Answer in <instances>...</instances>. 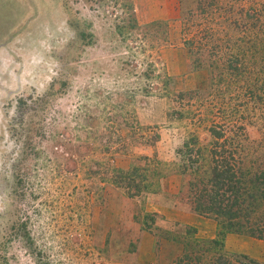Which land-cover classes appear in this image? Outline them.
I'll return each instance as SVG.
<instances>
[{
	"label": "rangeland",
	"instance_id": "374dc122",
	"mask_svg": "<svg viewBox=\"0 0 264 264\" xmlns=\"http://www.w3.org/2000/svg\"><path fill=\"white\" fill-rule=\"evenodd\" d=\"M138 2L0 0V264H128L144 232L264 264V240L220 248L174 213L190 139L223 127L264 162V0ZM147 155L161 187L130 197L113 170Z\"/></svg>",
	"mask_w": 264,
	"mask_h": 264
},
{
	"label": "trees",
	"instance_id": "16d2710c",
	"mask_svg": "<svg viewBox=\"0 0 264 264\" xmlns=\"http://www.w3.org/2000/svg\"><path fill=\"white\" fill-rule=\"evenodd\" d=\"M210 132L214 138L211 148L197 146L198 139L193 138L185 143V151H180L184 155L181 173L190 174L187 194L181 199L195 213L217 221L218 237L212 242L220 248L228 233L264 240V162L247 160L250 149L244 146L240 135L227 134L223 127H212ZM142 159L144 165L113 170V182L130 197L158 192L161 187L157 181L164 173L158 168L160 160L148 155ZM188 232L195 235L197 229L189 226ZM194 240L196 246L202 241L198 237ZM184 255L188 256V264L201 263L202 256L197 253L188 251ZM184 255L175 264L183 262ZM214 264L242 262H233L230 255L221 251ZM248 264L260 263L250 259Z\"/></svg>",
	"mask_w": 264,
	"mask_h": 264
},
{
	"label": "crops",
	"instance_id": "0c3cea01",
	"mask_svg": "<svg viewBox=\"0 0 264 264\" xmlns=\"http://www.w3.org/2000/svg\"><path fill=\"white\" fill-rule=\"evenodd\" d=\"M175 1V0H173ZM146 4L151 9V19H165L168 15V0H139V4ZM166 211V210H165ZM176 227L182 225H192L197 228V231L205 237H214L217 231V222L212 220L209 227H204V219L194 212L175 210ZM210 219V218H208ZM232 235V236H231ZM232 233L228 234V239H235ZM184 252V243L179 239H156L149 232L140 236L137 244V249L132 254L128 264H173L174 261Z\"/></svg>",
	"mask_w": 264,
	"mask_h": 264
}]
</instances>
